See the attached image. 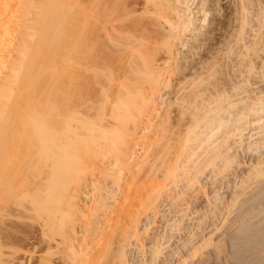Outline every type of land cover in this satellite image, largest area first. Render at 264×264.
I'll return each instance as SVG.
<instances>
[{
  "label": "bare ground",
  "instance_id": "6f19581e",
  "mask_svg": "<svg viewBox=\"0 0 264 264\" xmlns=\"http://www.w3.org/2000/svg\"><path fill=\"white\" fill-rule=\"evenodd\" d=\"M24 1L25 0H23V3ZM32 1L34 2V0H26L25 4L24 5L22 4V6L19 8L18 11L17 9L16 11L14 9L16 8L17 3L19 4L20 1H17L15 3L13 2L14 4H16V6L12 3L13 4L11 6L12 10H14V12H17V14H16L15 22L14 20L10 22L9 19L8 22L14 23L13 25L10 26V29L14 27L17 30V36L11 42L13 44L11 50H8L9 51L8 52L9 58L7 59L8 61H4V59L6 60V58L8 57V55L7 57L5 55L6 47L8 44L6 43V41L2 39V37L9 28V27H5L6 25L5 23H7V26L9 24L8 22H5L3 19H1V21L3 20V23L5 22L3 26H1L2 22L0 23V59L4 61V72L1 71L2 77L0 76V264H109V260H110L109 258L111 255H109L110 252L108 253L107 251L108 249L106 250V248L112 246H108L106 248L103 247L104 244L105 245L108 244L104 242H102L104 243L102 244L100 240L101 236H99L101 232L103 233L102 229H104L103 227L105 225L107 227L110 224L113 225V229L111 228L113 233V238L115 236H118V239H120L118 241L119 245L120 243L130 242L129 240L131 239H137L138 237L137 227L139 221L141 219V216L149 210V207L150 208L156 207L158 201L159 203L167 202L169 205L179 204L177 201H179V199L182 198H183L182 202L183 201L185 202L184 205H186V207L188 206L192 207L191 205H193V209H195L196 213H199L198 216L202 217L204 215L205 216L204 218H206L207 216H209L208 214H210L211 217L213 218H217V219L218 217L224 218V220L221 218L223 220L221 224L222 227L226 230L232 231V233L234 232L235 239L234 242L232 243H234L233 245L234 255H236L234 259H236L237 257L236 263L264 264V153L263 152H262L263 154L261 153L262 156L258 160L256 159L257 161L255 164H253L254 166H252V170L249 171L250 173H247V175L241 179L239 178L237 183L234 184L233 189H231L232 191L231 199L229 201H223L224 204L222 206L210 205L211 201L209 199H212V201H216L219 199L218 197L219 195L217 194L218 192H215L214 190L215 196L209 198L210 193L206 191L205 189L206 186L204 187L205 183L202 186L203 190L201 192L205 196V197L203 196L205 202L204 200L198 201L200 199V198L198 199L196 198L198 196L195 197L196 201L191 200V198L194 199L193 198L194 196L192 197V194L194 192H192L191 195H188V193L186 192L188 191V187L191 186L194 181L197 183L196 179L198 178V176L204 175L205 181L207 180V177L210 176V178L208 179L209 181H211L210 182L211 184L212 183L214 184L216 177L230 170V163L232 162V160H234V158H232L231 155H230L231 157L226 155V149L224 146V144H226L225 140L228 139L229 136L236 135L235 133H238L239 131L246 130L247 129L246 127L248 126L250 127L251 125L249 124H251L253 121L254 122L257 121L256 122L257 124L261 120L260 118L261 116H259V118H254V117L259 113L261 114L264 113V92L262 93V90L260 91V88H258L259 90H256L257 88L254 89V87L250 88L251 87L250 85V87L248 86L249 88L248 87L240 88V86L239 88L233 87L230 92L225 90L226 93H224V91H222L221 89L220 90L222 92H220L219 89H217L215 93H213L214 91L212 92L214 95L212 93H208V96L202 95L204 93H200L201 91H198V93H196L197 92L196 91L194 93V98H193L190 96V94L192 95L194 91L192 93H189L191 91L190 90L185 96L181 97L182 99H184L185 97L192 98L191 101L189 98V102H187V100L185 99L183 101L181 99L178 100V98H175L177 97L176 95L177 93L172 94V96L175 95L174 98L177 99L179 102L177 103L173 101L175 99L172 98L173 104L174 103L175 105L177 104L176 106L175 105L174 106L175 108L177 107L176 108L177 110L175 111H177L178 116L176 118L178 119L174 120L173 117L172 119L169 118L170 122L169 123L167 122L168 126L166 131L163 132L162 130H160V132L157 133L156 140L154 139L155 140L154 144L157 146V149L156 148L154 149L157 151L155 152V154L152 155V158L150 159L152 160V164H150L149 167L153 166L152 172H154L155 170L154 173L156 172L157 173L155 176H153V178L151 179H149L150 177L147 178L148 183H146L145 185H142L143 184L142 183L140 185L141 187H138L141 189V191L143 190L142 192H140L142 193L140 198L139 197L138 198L142 199L143 196H146L145 198L146 200L143 198L142 200L143 202H141V200H138L137 202H135V204H133L132 201L130 200V196H129L130 192H129L126 194L127 201L124 202L123 200L122 202L124 203H121L120 206L116 205L118 208L114 212L115 213V215L113 214L114 216L108 215L107 217V215H105L104 213L107 214V212L105 211L108 210L106 208H105L106 210L103 209L104 207H106L103 205H102V209L100 207L101 210H104V213H102L103 211L101 212L102 215L99 214L100 212L95 213L94 210L93 212L92 210L91 212L90 210H88L89 212L85 211L86 205L83 202H85L86 197L90 195L89 194L90 191L87 194L88 186H90L89 187L90 189L92 187L93 190V185L95 187L97 183L95 184V181H93L94 179H92V181L89 180L90 183L88 184L85 183L87 181L86 180L84 184L83 183L84 179L82 181L80 180V178L79 179L77 178L78 176L76 175L77 174L76 172L79 168L78 165L76 167V164L78 163L80 164V162L79 160H76L77 159L76 156L79 155V152L76 150L77 151L76 153L74 149L75 147L73 148L74 144L71 143L72 145L70 146V144L68 143L69 139H66L68 135L69 136L72 135L70 133L73 132L72 125H68L67 127L65 126L66 121L70 117L74 120L73 117L78 112H80L79 114L80 115L82 114L83 117H80V115H76L77 119L74 120L75 122L76 121L80 123L84 122L83 124H85L87 121L90 120V118L95 117V119L98 121L100 125L98 127L100 129L99 132L100 134L102 132V135L104 137V138L102 137L104 139V142H103V146H101L102 147L101 149L103 150V147H105L104 148L105 152L107 151L105 155H112V157L110 156L112 162L109 161L110 160L109 158H108L109 160H107L108 165H110L109 163H111V166H114V168L115 165H119L121 166V168H123L128 164L127 161L129 160L130 157L128 152H129V147L131 146L133 140V135L132 133L129 132L128 130L129 127H127L129 125L127 124L133 122L134 125L137 126V124L144 122L143 118L148 115L146 114V112L149 109V107L147 109V106H149L148 104L150 103V102L148 103V101H147L148 104L146 103V100H149L150 97V96L149 97L146 96L147 94L146 90L148 88L152 90V91L148 90L150 91V93L157 92L154 91L157 90V88L154 89V87L158 85L157 82L159 83L158 81L159 77L162 76L160 74L162 70V69L160 70V64H161L160 60L163 59L162 58L163 56L161 57L162 58L161 59L160 58L161 55L158 56V54H160L161 51H163L165 55V53H171L172 51L171 50L172 44H170V42H168L167 39L163 41L164 38L162 39L163 43H161L162 45H160L159 48L153 46L155 44L153 40H151L153 42V45L151 44L152 42L150 40L149 41L151 43L149 42L148 43L151 44V46L147 43L146 40L150 39L149 28L150 25L153 26L154 20L152 19L149 22L148 20H146V18H144L145 20H143L142 18L141 21H139L140 19L136 21L135 12H137L136 10H138L137 9L138 6L142 4L144 5L149 1H151L150 5H153L151 14H155L158 20L159 19L162 20V21L160 20L162 23L168 24L171 27H173L177 23L173 22L174 18L170 16L171 15L170 12L171 11H172L171 13H173V11L175 12L174 10L175 6L173 7V4L174 2L176 3L177 0H126V2L123 1L124 3L121 10L123 11L125 10V12H123L122 15L126 14L125 16H127V13L129 14L133 13L135 19L125 18V20L123 19L122 21L126 23H119L118 26L114 24L113 26H109V27H106L107 24L104 23L108 21L106 16L109 15L108 13L111 10L110 7H112L110 4V0H93L94 3L90 5L91 7L92 6L95 7V9L94 8L90 9V10L92 9L95 10L94 17L93 16L91 17L93 18V22L90 25L84 27L85 29L84 28L81 29L80 28L81 25L77 24L78 26L76 25V27L74 28L73 34L71 33L73 30L70 33L68 30L67 34H63L65 35V38L63 39L61 36L59 38L55 36L56 31L63 29L64 28L63 26L61 29H59L60 28L59 25H58L59 28L58 26L57 28L55 27L51 35L50 32H48L49 29L47 28L49 26L48 24L51 22V21L48 22V20H52L53 18L52 17L53 15H51L53 14L52 9L55 10V13H57L56 9L58 8V6L56 4V1L48 0L47 2L45 1V3H42L43 0L42 1L38 0L42 4L40 5L38 4L37 6L36 4H34L36 1L34 3H32ZM117 2H119V0ZM117 2L115 1L116 5H118ZM0 3H1L0 8H3V5L4 6L6 5V7L7 4L9 5V3L5 4L6 0L5 3L4 2L2 3L1 1ZM82 5L81 7L79 6L77 10L80 13L81 18L84 17L85 19L86 18V16L84 15L85 8H82ZM143 5L140 7H145ZM8 8L2 10V12H4L5 10H10L9 12H11L12 15H14L11 9ZM33 8H34V12L32 13L35 18L33 17L32 14L31 15L32 18H34L35 20L28 19L27 17V16H29V18L31 17L29 14L31 13ZM49 9L51 10L49 11ZM75 11L76 10H74V12ZM60 12L63 11L60 10ZM112 12L110 13L112 14ZM89 13L88 14L90 16L93 15L91 14V12ZM0 14L3 13L0 12ZM48 14L50 15L51 18L49 17ZM47 16L49 17L48 20H46L48 18ZM58 18H59L58 20L61 19V17ZM30 20H34V22L32 24H29L28 22L30 23L32 22ZM58 20L55 18L54 21L52 20V23L54 22L55 24V21L57 23ZM46 21L48 22V24H46L47 23ZM189 24L190 21H186L183 25L187 27ZM49 28L52 29L53 25L52 27L49 26ZM173 28L171 30H173ZM100 30L104 31L102 35L107 36L106 41L108 42L107 43L108 47L110 48V51L112 53L116 52L119 54V52L122 53L125 50L129 49L135 54L134 56H132L135 58L131 60V62L130 60H127L126 61L127 64L125 63V65L122 66L120 65L121 66L120 69L124 74L122 76L124 78L125 76L127 79L130 76H134L131 86L129 85L132 91L130 90L127 92L126 89L128 88L127 85L125 86L126 91L123 90L124 92L123 91L118 92L117 90H116L117 92L115 91L116 93L112 92L115 94V96L113 95L115 100L114 102H111L112 104L111 105L112 107L110 106L112 108L110 109L111 111L108 112L106 110L108 112L107 114H105L106 111L104 112V114L102 113L100 114V112H102L101 108L99 109L100 111L98 110L99 113H95V114L83 113V110L80 111L79 107H82V105H84L83 106L84 110L85 107H87L86 111L89 110V112H91L90 110L93 107L89 108L90 105L88 107L87 103L96 100L95 98L97 96L99 97V99L107 100L106 97L109 94L108 93L109 91L108 89H105L104 84L99 88H97V86L94 87L91 84L89 85L86 84L88 82L85 83L86 79L87 81L89 80V78L87 77L90 76L89 75L90 72H88L90 70L88 69L90 68V65L93 63V61H95L93 63V68H96V65L99 64L96 63V61H98L96 60L97 59L96 55L101 58L110 56L107 55L110 52L105 51V49L106 48L108 49V47L105 48V46H103L101 42H99L100 37L98 38V36L101 35L99 34ZM173 31L175 33V28ZM60 33L57 34L59 35ZM173 35L174 34H172V36ZM157 38L159 39V37ZM144 41L148 45H144L145 44ZM65 45L68 46V49L66 48ZM70 45L72 46V48L70 47ZM157 49L160 50L157 51ZM62 51L65 52L66 56L65 54L61 55ZM159 51L160 53H158ZM116 53L115 55H117ZM133 53H131V55H133ZM111 55L114 58L113 54ZM36 65H37V69H36ZM99 67L102 68L101 65ZM30 71L34 73L32 75H29ZM85 71L86 73H84ZM105 71L107 72V69ZM83 73L85 74V76L84 75L82 76ZM140 74L142 75L140 76ZM109 77L106 78L107 79L106 82L109 83L110 81L112 83L111 76ZM40 79H41V84L38 85V80ZM130 79L131 78H129V80ZM141 79L142 80L147 79L146 83L148 87L146 85L145 87H141L140 84L142 81ZM130 83L131 81L125 84H130ZM194 83L195 82H193V84ZM134 84H136V86H134ZM144 84L145 83H142V85ZM120 85L123 86V84ZM117 87L120 88V86ZM122 89H124V86ZM152 93L150 95H152ZM185 93L183 92L182 94ZM179 94H181V92ZM211 94L213 95L212 97ZM110 95L112 94H109V96ZM209 99L210 101L208 102ZM180 101L183 102L181 103ZM172 112H174V110ZM248 117L249 120H247ZM241 120L242 121L246 120L243 121V123L246 122L245 124L247 126L243 125L246 127H243L241 124L239 126V123H242L240 122ZM69 122L70 120L68 121V123ZM92 122L94 121L92 120ZM36 123L39 124L38 126L36 125L37 127H39L38 130L35 131V129L37 128L36 126L34 130H31L30 127L35 125ZM89 123L90 122H88V124ZM133 123L131 125L132 127H133ZM263 125H264V121H263ZM263 125L262 127L264 128ZM78 126H80V124H78ZM262 127L261 128L257 127V129L258 128L261 129V131L259 129L260 132L257 130L258 133L261 134L259 137L263 136L262 134H264V132L262 131L264 129ZM89 129L92 130L91 128ZM66 131L70 132L67 135V137L65 136L67 134ZM256 133L257 132L255 130L254 134L256 135ZM74 135L76 136L77 134ZM75 136H70V137H73L74 139ZM242 139L243 138H241V141ZM259 139H260L259 142H261L262 140L264 141L262 137ZM256 141L258 142V140ZM257 142H255V144H257V146L255 147H257L258 149L260 147H258L259 142L258 143ZM101 149L99 148V150ZM154 149L153 151H155ZM108 152L111 154H108ZM18 153L20 154L19 157L23 155L21 159L18 157L20 160L17 158L19 161H17L15 158V156H17ZM31 153H33L34 155H32ZM93 154L95 156L96 152H94ZM73 162L75 163L73 164ZM113 162L115 165H112ZM36 168L37 171L39 169L40 174L38 175V177L33 179L31 174L28 175V172L30 170V173H32L31 170L35 169L33 172L38 174V172H36ZM106 168L103 167V169ZM108 170H106L107 174H108ZM103 171L104 173H106L105 170ZM152 172L151 174L154 175V173ZM24 174L30 177L25 176L24 179H22L21 177ZM234 176H235V170H234ZM149 189H151L150 192L151 191L152 192L149 195L148 193L146 195V192H149ZM24 191L28 192V195L30 194V192L34 191L35 192L34 195H36L35 198L33 194L32 196L29 197L27 196L28 199L32 200L30 202L27 201L28 202L27 205H24L22 201L19 203V201L21 200L20 198L24 196L22 195L25 193ZM120 193H124V192H120ZM99 197L101 198V195ZM106 198L107 195L105 196V199ZM102 199L104 200V198H101L100 201ZM96 200H99V198ZM103 200L101 202H103ZM220 200H222V198ZM100 201H98L99 204L101 203ZM105 203L103 202L102 204L105 205ZM137 204L139 205V207L137 206ZM183 209L181 210L182 212ZM154 210L156 212L157 208ZM202 210L203 212L204 210H208L209 212L202 213ZM181 211L179 210L178 212ZM112 212L113 211H111V213L109 214H112ZM155 212L154 214H156ZM196 213L194 215H196ZM198 216L197 218L195 217L196 219L193 217L194 220L197 221V219L200 218ZM231 218L232 220H230ZM210 219L212 220V218ZM228 220H230V222ZM198 225H200L199 221H198ZM218 229H221V226ZM96 231H99L100 234H98V232L97 234L100 237V239L97 236L99 239L97 240L98 241L97 244L94 242L95 241L94 239H93L94 241L93 240L92 241L96 244L99 250H102L100 249V247H103V253L102 251L95 252V250H98L97 247L93 251V248L95 247L92 248L88 246L87 244L88 241L86 242L87 235L91 234V232L95 234ZM115 232L116 235L114 236ZM108 234L107 236L105 234V237L107 239L104 237L105 238L104 240L108 241L112 239V237L111 239L110 238L108 239ZM193 235L195 236V234ZM207 240H208L207 242H209L208 238ZM112 241L113 239L109 242V245H111L110 243H112ZM207 242L206 240H203L202 245L204 249L208 246ZM115 243H117V241ZM99 244H102L103 246ZM141 244L140 246H142ZM204 244L207 246L204 247L205 246ZM15 245L19 247V249H16ZM121 246L123 247L122 244ZM122 247L121 250L124 248ZM104 248L106 250V253H104L105 251ZM203 248L200 246V244L197 247H194L193 250L189 253L191 254L190 255L191 257L189 256L190 259L192 258L194 259L193 260L189 259L190 261H188L187 264L208 263V260L211 258L213 252L209 250L202 251L201 249ZM141 251H143V247ZM94 252L95 254L99 253L100 255L97 257L96 256L97 254L95 255ZM154 252H156V254L159 253L158 249L157 251L154 250ZM156 254L153 253V255ZM112 263L114 264V262ZM180 263L186 264V260L184 259V261Z\"/></svg>",
  "mask_w": 264,
  "mask_h": 264
},
{
  "label": "rangeland",
  "instance_id": "374dc122",
  "mask_svg": "<svg viewBox=\"0 0 264 264\" xmlns=\"http://www.w3.org/2000/svg\"><path fill=\"white\" fill-rule=\"evenodd\" d=\"M0 1L2 3L3 2L5 3V0L4 1L0 0ZM17 1H20L19 4L17 3L18 7L16 6V4H14ZM25 1L23 3V0H16V1L6 0L5 4L9 3V5L7 4V7H6V5L5 6L3 5V8H0V12L3 13V14H0V23L2 22L1 26H3V24L5 22H8L9 20H10V22H12V20H14V22H15L17 12H14V10L16 11V9H17V11H18L19 8L22 6V4L23 5L25 4ZM39 1L34 0L35 3L33 1H32V3L36 4V6H37L38 4L40 5L42 3H45V1L47 2L48 0H43L42 3ZM51 1H56V4L58 6V8L56 9L57 13H55V10H53L51 8L53 11L52 12L53 14H51V15H53L52 20L54 21L55 18L58 20L59 19L58 17H61V19L58 20V22L59 21H61V22L56 23V21H55V24H54V22L52 23V20H48L50 17V15H49L50 13L48 14L49 17L47 16L48 18L46 20H48V22H50V21L51 22L48 24V22L46 21L47 22L46 24H48L51 27L53 25L52 29L49 28V26L47 27V25H46V27L49 29L48 32H50V35L52 34V31L55 27L57 28V26L59 25L60 28H59V26H58V28L61 29L63 26L64 27L63 29H61V30L58 29L61 33L62 32L63 33L61 34L59 31H56V35H55L57 38H59L61 36L63 39V38H65V35H63V34H67L68 30H69V33L73 30L71 32L73 34L74 28L76 27L77 24L81 25L80 28L83 29L84 27H86L87 25H90L93 22V18H91V17L92 16L94 17V15H95L94 11L95 10H93V9L90 10L91 8L95 9L94 6H92V7L90 6L91 4L94 3L93 0H51ZM113 1L110 0V4L116 10L114 8L110 7V9L113 12L110 10V12H112V14L109 12L108 13L109 15L106 16L107 20H108L106 23H104V24H107L106 27L113 26L114 24H116V26H118L119 23H126V22L122 21L123 19L125 20V18L126 19H130V18L135 19L136 18L135 19L136 21L139 19H140L139 21H141L142 18H143V20H145L144 18H146V20H148L149 22L153 19L154 24L151 23V24H153V26L150 25V28H149L150 39L146 40L147 43L148 42L151 43L152 42L151 40H153V42H155V44L153 45V42L151 44L154 47L159 48V46L162 45L161 44V43H163L162 39L164 38L163 41H165V39H167L168 42H170V44H172V48H171L172 51H171V53H165V55H164L163 51H161V53H160V51L158 52V53H160V54H158V56L161 55L160 58L163 56L162 57L163 59L161 58L163 61L160 60V62H161L160 70L162 69L160 74L162 76H160L161 78L159 77V80H158L159 83L157 82L158 85L156 84L159 87H157V86L154 87V89L157 88V90H154L157 92H155V93L151 92L153 96L150 95L151 94L150 91H152V90L147 88L148 87V85L146 83L147 79H143V80L141 79L142 80L140 83L141 87H145V85H146L147 86L146 87L147 88L146 96L147 97L150 96L149 100H146V103H147V101H148V103L150 102L149 104L147 103L149 105V106H147V109H148V107H149V109L148 110L146 109L147 110L146 114H148V115L145 116L146 118L145 117L143 118L144 122L137 124V126H135L133 122H132L133 127L131 126L132 125L131 122L129 124H127V125H129V126H127V127H129L128 128L129 132L132 133V135H133V140H132L131 146L129 147L128 154L130 157H129V160L127 161L128 164L125 167L121 168V166L115 165L114 162L112 163V165H115V168H114V166H111V163H109L110 165H108L107 160L110 159L109 161H111L112 159L110 158V156L112 157V155H105L107 153V151L105 152V149H104L105 147H103L104 151L101 149L102 148L101 146H103V142H104L103 138L104 137L102 135V132H101V134L99 132L100 129L98 127L100 125H99L98 121L95 119V117L90 118V120L92 119L94 122H92V120L90 121L89 118H88L89 121H87L85 124H83L84 122L83 123H80L77 121L75 122L74 120L77 119L76 115H80L79 114L80 112H78L75 115L76 117L75 116L73 117L74 120L70 117L66 121L67 125L65 124V126L67 127L68 125H72L73 126L72 127L73 132L70 133V132L66 131L67 134L65 135V133H64V135L67 137V135L69 133L72 134L70 136H75L74 134H77L75 136L76 138L74 137V139H73V137H70L69 135L66 138V139L70 140V142L68 140V143L70 144V146L72 144H74L73 148L75 147L74 148L75 151L77 150L79 152L78 156H80V157L75 155L77 157V159L76 158L75 159L79 160V162H80V164L79 163L76 164V167L78 165V168H79L76 172L77 173L76 175L78 176L77 178L78 179L80 178V180H82V181L84 179L83 183L87 180L85 183L88 184V183H90V181H92V179H94L93 181H95V184L97 183L95 185V187L93 185V190H92V187L90 189L89 188L90 186H88L87 194L89 191L91 193L89 192L90 195H88L85 199L86 201L83 202L86 205V207H85L86 210L85 209L84 210L85 211L90 210V212H91V210H92V212L94 210L95 213L100 212L99 214L102 215L101 212L103 211L102 213H104V210H101L102 205H103V206H106L103 209L106 208L108 210V211H105V212H107V214L104 213L105 215H107V217H108V215L109 216H112L113 214L115 215L114 212L118 208L117 206L118 205L120 206L121 203H124L127 201L126 194L129 192H130L129 193L130 200L132 201L133 204H135V202H137L138 200H141V202H143L142 201L143 198L144 199L146 198V196H143L142 199H139L141 194H142L140 192H142L143 190L141 191V189L138 187H141L140 185L142 183H143L142 185H145L146 183H148L147 178L150 177L149 179H151L157 173V172L154 173L155 170H154V172H152L153 166L149 167V165L152 164V160H150V159L152 158V155L155 154V152L157 151L154 149V148L157 149V146L154 144V141L157 138V133L160 132V130H162L163 132L166 131L168 123L170 122V119H172V117L174 120L178 119V118H176L178 116L177 111H175V110H177L176 109L177 107L175 108V106L177 104L176 105H175V103L173 104V101L179 103L178 100L181 99L184 101V99H185V100H187V102H189L190 97H188V98L185 97L184 99H182L181 97L185 96L188 93V91H190V90L191 91L189 93H192L194 91L192 93V95L190 94V96L193 98H194V93L196 91H197L196 93H198V91H201L200 93H204L202 95L208 96V93H212L213 91H214L213 93H215V91L217 89H219L220 92L224 91V93H226L225 90L230 92L233 87L239 88V86H240V88H244V87H248V86L250 87V85H251L250 88H253V87H254V89L257 88L256 90H259L258 88H260V91L262 90V93L264 92V0H177V2L176 3L174 2V4H173V7L175 6V8H174L175 12L174 11H173V13H171L172 11L170 12V14H171L170 16H172L174 18V19L172 18L174 20L173 22L177 23L174 26L172 25L175 28V33L173 31L174 30L173 27H171L168 24L162 23L161 22L162 20L161 19L158 20V18L155 16V14H151V11L153 9V5H150L151 1H149L148 3H146L144 5L142 4L145 7H140L142 5L137 7L138 10H136L137 12H135L136 13L135 18H134L133 13H132L133 16H132V14H129L127 12H126L127 16H125L126 14L125 15L123 14L124 16L122 15V13L125 12V10L124 11L121 10L123 7V3H124L123 1L126 2V0H119V2H117L118 0H113ZM115 1L117 2V4L120 7L118 5H116ZM12 3L16 6V8L14 10H12V7H11L13 5ZM81 5H82V8H85L84 9V15L86 16L87 19L86 18L84 19V17L81 18V15L77 10V8L79 6L81 7ZM8 6H9V8H8ZM118 7H119V9H118ZM6 8L11 9V11L14 13V15H12V13L9 12L10 10H5L4 12H2V10L6 9ZM51 9H49V11ZM145 9H146V11H145ZM60 10H62L63 12H60ZM74 10H76V11L74 12ZM32 12H34V8L31 11V13L29 14L31 17L29 18V16H27L28 19H34L35 18ZM89 12H91V14H93V15L90 16ZM117 12H118V14H117ZM31 14L33 15L34 18H32ZM46 14H47V12H46ZM62 14H64L65 16ZM8 16H10V17H8ZM115 16H116V18H115ZM36 17H37V15H36ZM147 18H149V19H147ZM1 19H3L5 22L3 23V20L1 21ZM172 19H171V21H172ZM34 20H30L32 22L31 23L28 22V23L32 24L34 22ZM186 21H190V24L187 27H185L183 25ZM157 22H158V25H157ZM108 23H109V25H108ZM111 23H113V24H111ZM159 23L160 24L162 23L163 25L162 24L160 25ZM5 24H6L5 27H9V28L5 32V34L3 35L2 39L4 41H6V43L8 44L6 47V51H5L7 53V54L5 53V55L7 57L8 52H9L8 50H11V48L13 46V44L11 42L17 36V30L14 27H12V29H10V26L13 25L14 23L8 22V24H9L8 26H7V23H5ZM47 28H45V29H47ZM172 28H173V30H171ZM102 31L100 30L99 34H101V35H99L98 38L100 37L99 42H101V44L103 46H105V48H106V47H108V44H107L108 42L106 41L107 36L105 35L106 36L105 37L104 35H102V33H104V31L103 32ZM57 33H60V34L58 35ZM152 33H153V35H152ZM172 34H174V35L172 36ZM157 37H159V39ZM104 38H105V40H104ZM103 41H105V42H103ZM105 43H106V45H105ZM144 43H145L144 45L149 44V43L146 44L145 41H144ZM151 44H149V45L151 46ZM65 46L68 49V46L67 45H65ZM70 47L72 48L71 45H70ZM141 48H142V46H141ZM106 49H105L106 52H108V51L110 52L107 55H110V56L109 57L106 56L105 58L104 57L101 58V57H98L96 55V57H97L96 60H98V61H96V63H99V64H97V65L95 64L97 69L93 68V63L95 61H93V63L91 61L92 66L90 65V68H88V69H90L89 71L87 69V71L90 72V74H89L90 76L87 77V78H89V80L87 81V79H86L85 83L88 82L86 84H88V85L91 84L94 87L97 86V88H99L100 86H102L104 84L105 89H108V91H109L108 93L112 94V95L109 96V94H108V96L106 97L107 100L99 99V97L97 96L95 98L96 100H93V102L92 101L88 102L87 103L88 107H89V105H90L89 108L93 107L90 110L91 112H89V110L86 111L87 107H85V110H84V107H83L84 105H82V107H79V110L80 111L83 110V113H94V114L99 113L98 110L100 108L102 109V112H100V114L101 113L104 114V112L106 110L108 112H110L111 111L110 109H112L111 108L112 107L111 102H114V100H115V98H114L115 94L114 93H116L117 91L122 92L123 90H125V86H127V85H128L127 87L130 88V89L126 88L127 92L131 90L130 86L132 84L134 76H130L129 77V78H131L130 80H129V78L127 79L126 76L124 78L122 76L124 74L122 73L120 68L122 65H125V63L127 64V62H126L127 60H130V62H131V60H133L135 58V57H132L135 54L131 50L128 49L129 51L125 50L122 53L119 52V54L115 52L117 54V55H115V53H112L110 51L109 47H108L109 50L108 49L106 50ZM139 50H141V49H139ZM158 50H160V49H157V51ZM126 51L127 52L131 51V52L127 53ZM162 52H163V55H162ZM131 53H133V55H131ZM62 54H65V52L62 51L61 55ZM71 54H72V52H71ZM111 54H113L114 58L112 57ZM166 54L169 56H167ZM65 56H66V54H65ZM72 56H73V54H72ZM117 57H119V58H117ZM8 58H9V55L6 58V60L4 58L3 59H4V61H8L7 60ZM71 58H73V57H71ZM166 58H168V59H166ZM166 60H168V61H166ZM4 61L2 59H0V76L1 77H2V72H4ZM128 63H129V61H128ZM100 65L102 66V68L99 67ZM108 68L110 69V72H109ZM115 68L117 69V71ZM36 69H37V65H36ZM106 69H107L108 73L105 71ZM33 73H32V71H30L29 75H32ZM84 73H86V71ZM84 73L82 74V76L83 75L85 76ZM141 75L142 74H140V76ZM109 76H111L112 83L110 81H109V83L106 82L107 81L106 78H108ZM117 76H119V77H117ZM138 76H139V74H138ZM200 76H201V78H200ZM78 77H79V75H78ZM93 77H96V78H93ZM138 78H140V77H138ZM104 81H105V83H104ZM130 81H131L130 84H125V83H129ZM73 82H75V81H73ZM89 82H91V83H89ZM193 82H195V83L193 84ZM119 83L123 84L124 89H122L123 86L120 85ZM142 83H145V84L142 85ZM40 84H41V79L38 80V85H40ZM72 84H74V83H72ZM236 84H237V86H236ZM255 84H257V85H255ZM192 85H193V87H192ZM245 85H247V86H245ZM117 86H120L121 89ZM134 86H136V84H134ZM210 87H211V89H210ZM146 88H144V89H146ZM200 88H201V90H200ZM148 90H150V91H148ZM172 90H174V91H172ZM179 91L181 92V94H179L180 93ZM182 91L184 93L185 92L186 93L182 94L183 93ZM112 92H114V93H112ZM174 93L175 94L177 93L176 94L177 97H175V98H178V100L174 98L175 95L172 96V94H174ZM212 94H211V97L214 95V94L213 95ZM109 97L112 99H110ZM209 97H210V95H209ZM100 98H101V96H100ZM172 98H174L175 100H173ZM103 99H105V98H103ZM191 100H192V98H190V101ZM104 101H107V102H104ZM209 101H210V99L208 100V102ZM183 105H184V103H183ZM96 107H99V108H96ZM178 108H179V106H178ZM173 110H174V112H172ZM107 111L105 114L108 113ZM262 114L264 115V113H262ZM262 114L259 113L255 117L253 116L254 118H259V116H261L260 117L261 120L257 124H256L257 121L256 122L253 121L252 122L253 125H252V123L249 124V125H251L250 127L249 126L246 127L247 126L245 124L246 122L243 123V121H246V120L240 121L242 123H239V126H240V124L242 126L246 125L243 127H246L247 129L244 131H239L238 133H235V134L236 135H238V134L242 135L243 137L239 136V135L238 136L232 135L233 137L229 136V138L225 140L226 144H224L225 149H226V155L229 157L232 156V158H234V160H232L233 163L232 162L230 163V170L231 171L228 170V171L222 173L221 175H219L218 177H216L214 184L210 183L211 181H209V179H208V178H210V176L207 177L206 181L204 179V175L198 176V178L196 179L197 183L194 181L192 183V185L188 187V191H186L188 193V195H191V193L194 192L192 194V197L194 196L193 197L194 199L191 198V200L196 201V198L197 199L200 198L198 201L204 200V202H205V199H204L205 196L201 193L203 190L202 186L204 183L206 184V185L204 184V187L206 186L205 187L206 191H208L210 193L209 198H212V196L214 197L215 192H218L217 194L219 195L218 196L219 199L216 201H212V199H209L211 201V204H210L211 206L212 205L222 206L224 204L223 201H229L231 199V195H232L231 189H233L234 184L237 183L239 178L241 179L244 176H246L247 173H250L249 171L252 170V166H254L253 164H255L256 161L262 156L261 153L262 152L264 153V145H263L264 141L262 140L263 143H262V141L259 142L260 141L259 138L262 137L264 139V134H262L263 136L259 137L261 134L258 133V131L262 127L263 121H264V116ZM80 117H83V115L81 114ZM78 118H79V116H78ZM250 118H252V117H250ZM69 120H70V122L68 123ZM247 120H249V117L247 118ZM88 122H90V123L88 124ZM93 123H94V125H93ZM78 124H80V126H78ZM36 125L38 126L39 124L36 123L35 125L31 126L30 129L34 130ZM85 126L87 127V129ZM79 127H80V129L81 128L82 129L80 130ZM257 127H260V128L257 129ZM38 128L39 127H37L35 129V131L38 130ZM89 128H91L92 130H90ZM84 129H85V131H84ZM76 130H79V131H76ZM251 130H253V131H251ZM255 130L258 133V134L256 133V135L254 134ZM260 131H261V129H260ZM262 131L264 132V130H262ZM263 132H261V133H263ZM240 137L243 138L242 141H241ZM256 140H258L259 143ZM255 142L258 143V145H259L258 147H260V148L257 149V147H255V146H257V144H255ZM253 143H254V145H253ZM99 148L101 150H99ZM150 149L152 151L154 149L155 151L152 152ZM77 151H76V153H77ZM94 152H96L95 156L93 154ZM31 154L34 155L33 153H31ZM108 154H111V153L108 152ZM19 155L20 154L18 153L17 156H15L17 161H19L23 156V155H21V157H19ZM98 157H100V158H98ZM78 158H80V159H78ZM101 158H102V160H101ZM74 163L75 162H73V164ZM238 163H240V164H238ZM102 166L104 168H106V167L107 168L103 169ZM154 169H155V167H154ZM34 170L35 169L31 170L32 173H30V170L28 172V175L31 174L33 179L38 177V175L40 174L39 169L37 171V168H36V172H38V174L34 173L33 172ZM103 170H105L106 173H104ZM106 170H108V174H107ZM234 170H235V176H234ZM150 171L152 173H154V175L151 174ZM25 174L21 177L22 179H24V177L26 176ZM145 176H147V177H145ZM26 177H30V176H26ZM139 179L141 182L139 181ZM137 182L139 185L137 184ZM166 182H168V181H166ZM207 182H208V184H207ZM131 184H132V186H131ZM193 184H195V185H193ZM212 185L213 186L215 185V186L213 187ZM129 186H131V187H129ZM135 187H137V188H135ZM101 188H102L103 192L101 191ZM133 188H135V189H133ZM138 190H140V191H138ZM150 190L151 189H149V192L145 191L146 195H147V193L149 195L152 192V191L150 192ZM214 190H215V192H214ZM120 192H124V193H120ZM34 193L35 192L32 191V192H30L31 195L30 194L28 195V192H25L22 195L29 197V196H32V194H33V196L35 198L36 195H34ZM22 195H21V197H22ZM98 195L99 196L101 195V198H104V200L103 199L102 200L104 203L106 201L105 205L102 204L103 202H101L102 200L100 201L101 198ZM106 195H107V198L105 199ZM119 195H120V197H119ZM24 196L22 198H20L21 200L19 199L20 200L19 203L22 201V203L24 205H27L28 202H30L32 200H30V199H28V197L26 198ZM131 196H132V198H131ZM196 196H198V197H196ZM111 197L114 199H112ZM220 197L222 198V200H220L221 199ZM98 198H99V200H96ZM133 199H135V200H133ZM123 200H124V202H122ZM182 200H183V198L179 199V201H177L180 205L182 204L181 206L179 204L169 205L167 202H164V203L160 202L159 203V201H158L156 204V207H154V208L149 207V210L141 216V219L139 221V224L137 227L138 228L137 229V231H138L137 232L138 233L137 239H131V240H129L130 242L120 243V245H119L118 241L120 239H118V236H115L116 232L114 233L115 237L113 238V233L111 230V228L113 229V225L110 224L111 223L110 222L109 223L110 225L108 227L106 225L103 227L104 228V229H102L103 233L101 232V234H100L99 231H96L95 234L93 232H91V234H93V235L88 234L87 237L85 236L86 242L88 241V243H87L88 246H90L92 248L95 247V248H93V251H94V249H96V247H97L96 246V244L98 242L97 240H99L100 239L99 236H101V239H100L101 243L104 242L108 245H105L104 243H102V244H104V246L102 244H99V245H102L105 248L108 246H112V247H109L110 249L106 248V250L108 249L107 250L108 253L110 252L109 255H111L113 257L112 258L110 256L109 264H113L112 262H114V264H181L180 262L184 261V259L186 260V264H187L188 261L194 259V258L190 259L191 254H189L193 250V248L197 247L199 244L203 248V245H202L203 240H206V242H207L208 241L207 238H208L209 239V242H207L208 246L204 244L205 245L204 247L207 246L206 247L207 249L203 248L201 250L202 251L203 250L204 251L209 250L213 253H212L211 258L208 260V263H205V264H238V263H236L237 257H236V259H234L236 255H234V246H233L234 243H232V242H234V239H235L234 232L232 233V231L226 230L222 227L221 224H222L224 218H222V217H218V219L213 218V217H211L210 214H208L209 216H207L206 218H204L205 217L204 215L202 217L198 216L199 213H196L195 209H193V205H191L192 207H190L188 205H187L188 207H186V205H184L185 202L184 201L182 202ZM98 201H100L101 203L99 204ZM96 203L98 204V206ZM137 206L139 207L138 204H137ZM100 207H101V209H100ZM189 207H190V210H189ZM156 208H157V210L155 212L154 209H156ZM177 208H178V210H177ZM109 209L110 210L112 209L111 210V211H113L112 214H109V213H111V211ZM182 209H183V212L181 211ZM175 210H176V212H175ZM179 210L181 212H178ZM154 212L156 214H154ZM184 212H185V214H184ZM192 212H193V214H192ZM206 212H209V211L204 210V212H203V210H202V213H206ZM175 213H177V214H175ZM195 213H196V215H194ZM190 214H192V215H190ZM197 216L200 218H198L196 221V220H194V218L195 217L197 218ZM210 218H212V220ZM214 220H215V222H214ZM230 220H232V218ZM230 220H228V221L230 222ZM198 221H199L200 225H198ZM201 226H202V228H201ZM220 226H221V229H218ZM198 227L200 228V230ZM169 229H171V230H169ZM102 230H100V231H102ZM109 231H110V233H109ZM97 232H98V234H100L99 236H98ZM111 233H112V236H111ZM105 234H106V236L108 234V239L109 238L111 239V237H112L113 241H112V243H110L111 245H109V242L112 239L108 240V241L104 240L106 238ZM187 234H189V235H187ZM193 234H195V236ZM109 235H110V237H109ZM97 236L99 237V239ZM102 236H103V238H102ZM115 240L117 241V243H115L116 242ZM136 240L139 242V244ZM92 242H93V244H92ZM90 243L92 246L90 245ZM121 244L123 245L124 248L121 246ZM140 244L142 246H140ZM103 247H100V249H102V250H99V248L97 247L98 250H95V252L102 251V253H103ZM121 247L123 248L122 250H121ZM142 247H143V251H141ZM105 248H104V250H105ZM16 249H19V247L16 246ZM157 249H158L159 253L156 254V252H154V250L157 251ZM106 250L104 251V253H106ZM95 252H94V254H95ZM153 253L156 254L157 256L153 255ZM99 255L100 254L98 253L96 256L98 257ZM119 256H120V258H119ZM154 258H155V260H154Z\"/></svg>",
  "mask_w": 264,
  "mask_h": 264
}]
</instances>
